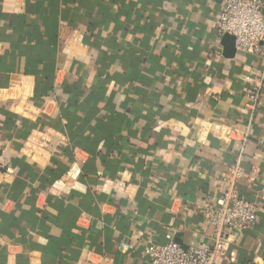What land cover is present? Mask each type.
I'll return each mask as SVG.
<instances>
[{
	"label": "crops",
	"instance_id": "0c3cea01",
	"mask_svg": "<svg viewBox=\"0 0 264 264\" xmlns=\"http://www.w3.org/2000/svg\"><path fill=\"white\" fill-rule=\"evenodd\" d=\"M221 6L0 0V264L210 246L202 211L236 164L259 170L236 184L259 214L218 264H264V47L225 58Z\"/></svg>",
	"mask_w": 264,
	"mask_h": 264
},
{
	"label": "built area",
	"instance_id": "2783aa9c",
	"mask_svg": "<svg viewBox=\"0 0 264 264\" xmlns=\"http://www.w3.org/2000/svg\"><path fill=\"white\" fill-rule=\"evenodd\" d=\"M219 14L216 22L218 38L226 34L232 36L237 52L257 56L264 47V0H222ZM242 94L245 100L254 104V108L259 105L260 88ZM244 139L243 144L246 143ZM5 173L7 169L0 162V174ZM258 174L256 168L251 167L243 172L236 164L224 176L223 192L216 208L214 211H202L212 228L210 246L184 249L171 237L164 245L143 249V254L148 258L146 264H218L229 244L250 230L258 219L256 204L244 199L236 190L239 180L245 179L249 184H254Z\"/></svg>",
	"mask_w": 264,
	"mask_h": 264
},
{
	"label": "water",
	"instance_id": "95a60500",
	"mask_svg": "<svg viewBox=\"0 0 264 264\" xmlns=\"http://www.w3.org/2000/svg\"><path fill=\"white\" fill-rule=\"evenodd\" d=\"M221 45L223 47V54L225 58L231 59L235 53L234 38L229 35H224L221 40Z\"/></svg>",
	"mask_w": 264,
	"mask_h": 264
}]
</instances>
